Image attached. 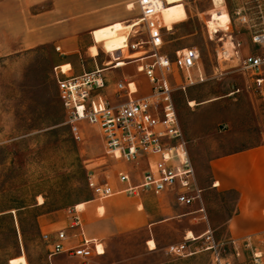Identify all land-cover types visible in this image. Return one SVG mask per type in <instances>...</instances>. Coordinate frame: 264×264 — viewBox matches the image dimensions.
Instances as JSON below:
<instances>
[{
	"label": "rangeland",
	"instance_id": "1",
	"mask_svg": "<svg viewBox=\"0 0 264 264\" xmlns=\"http://www.w3.org/2000/svg\"><path fill=\"white\" fill-rule=\"evenodd\" d=\"M54 1L36 4L34 0H0V264H212V251L206 250L205 238L196 241L192 249L197 253L192 256H171L167 248L184 243L187 227L197 232L210 230L215 242L225 244V223L236 206L234 192H207L203 197L204 220L193 221L192 225L178 222L160 226L154 238H149L145 228L118 233L111 221L105 227L98 225L97 219L107 217L106 202L120 198L123 213L130 211L132 200L124 193L96 200L88 185L89 176L114 187L119 184V173L130 164L105 153L102 136L95 127L83 126V142L73 139L65 125L55 71L71 68L67 75L80 76L113 65L112 54L122 52L120 61L125 65L106 68L103 74L107 79L125 76L135 81L144 74L138 69L141 62L133 61L148 53L146 48L129 50L127 42H143L147 35L139 21L136 0H60L57 5ZM220 2L183 0L167 5L163 15L171 32L165 34L161 52L173 58L178 50L196 48L207 80L185 93L173 94L188 152L190 156L194 152L198 161L197 177L203 173L204 159L214 152L229 154L264 145L261 87L241 68L242 60L257 49L251 42L254 10L243 0H227L223 9L214 6ZM56 6L67 8L63 19L46 18L44 29L72 22L73 6L74 11L85 10L89 31L75 48L64 49L52 43L30 47L25 40L32 33L33 16H55ZM215 11L220 18L225 16L218 24L225 26L219 33H213L208 25ZM199 206L190 208L194 211ZM76 215L88 234L97 235L103 256L86 263L66 255L51 257L42 235L69 230ZM149 239L154 242L148 243ZM261 239L250 241L264 257ZM155 247L157 251L151 252ZM219 249L223 256L232 252L226 245ZM238 259L241 264H250V250Z\"/></svg>",
	"mask_w": 264,
	"mask_h": 264
},
{
	"label": "built area",
	"instance_id": "2",
	"mask_svg": "<svg viewBox=\"0 0 264 264\" xmlns=\"http://www.w3.org/2000/svg\"><path fill=\"white\" fill-rule=\"evenodd\" d=\"M243 1L254 10L251 42L257 49L242 60L241 68L245 73H250L261 87L260 96L264 101V0ZM135 5L140 11L139 21L147 39L135 44L127 42V48H146L144 51L148 54L138 58L141 62L138 69L152 85L150 94L133 98L137 93L136 84L120 80L115 88L119 103H112L104 94L109 82L103 73L114 69L115 65L84 72L80 76L67 75L71 68L65 72L59 67L55 71V79L64 109L65 125L77 143L84 141L85 124L97 128L103 139L105 153L116 160H123L130 165H139L144 160L148 165L153 162L154 169L144 172L137 184H134L130 173H119L118 183L124 185L121 190L115 189L107 181L99 183L90 175L88 185L96 200L123 193L140 197L142 193L159 196L173 192L179 204L192 207L200 199L201 191L195 187L196 173L179 125L173 94L176 91L185 93L193 85L207 81L200 53L194 47L176 51L173 58L162 53L164 35L171 32L163 21L167 1L136 0ZM57 50L60 52V48ZM235 54L238 55L236 47ZM144 60L151 62L144 63ZM74 209L76 214L79 213L77 208ZM42 239L50 249L51 257L66 255L86 263L104 252L100 251L102 245L96 239L87 238L78 215L72 218L69 230L43 234ZM206 240L209 242L207 250L212 251V264H241L238 258L246 250L251 252L250 264H264L262 253L253 247L250 239L227 240L222 245L210 235ZM261 241L264 244V236ZM225 245L232 252L223 256L219 248ZM168 254L186 257L191 252L187 243H183L169 248Z\"/></svg>",
	"mask_w": 264,
	"mask_h": 264
},
{
	"label": "crops",
	"instance_id": "3",
	"mask_svg": "<svg viewBox=\"0 0 264 264\" xmlns=\"http://www.w3.org/2000/svg\"><path fill=\"white\" fill-rule=\"evenodd\" d=\"M34 1L36 4L42 2V0ZM54 2L56 5L62 3L60 0H55ZM76 2L78 3L80 1L77 0ZM225 5H227V0H221L218 5L214 3V6L219 9H223ZM66 11L67 8L63 6H59L58 8L56 6L54 8L55 16L50 15V13L33 16L32 33L25 40V43H29L30 47L52 43L64 49L75 48L79 41L81 42V36L87 34L89 31L88 27L90 24L83 12L85 10L82 12L81 9L74 11L72 6L70 10L74 14L72 22L52 26V29H50L51 27H47L48 30L44 29V23H42L46 18L63 19ZM139 62V59L133 61V63L137 64ZM107 80L109 85L104 90V94L112 103H119L116 100L115 88L116 83L120 80H125L127 83L134 82L136 84L137 93L133 96L136 99L149 95L152 89L151 83L142 75L136 78L135 81L132 78H125V76L119 80H115L112 77ZM189 158L193 169L195 170L196 167L198 170V161L196 160L194 152L191 153V156L189 154ZM204 163L205 165L200 169L203 173L199 174L198 177L197 171L195 170V187L201 191L200 199L195 201L193 205V207L200 205L196 210L192 211L191 208L193 207L190 208L179 204L177 196L173 192L162 193L159 196L152 193H142L140 197L130 198L132 200L130 202L132 207L128 212H120L119 205L123 201L120 198L106 202L104 208H106L107 217L105 219H97L98 225L105 227L111 221L118 233L145 228L150 232L151 237L149 238H154V231L160 228V226L178 222H186L192 225L191 222L193 221H197L198 223L204 220L206 217L203 213H206V207L203 205V197L207 192H234L237 196L235 210L225 223L228 240L235 239L241 241L244 239L263 237L264 145L248 147V149L230 152L229 154L214 152L204 159ZM153 169V162L148 165L144 160L139 165H130L124 171L130 173L134 184H137L144 172L148 170L152 171ZM114 188L121 190L124 188V185L115 184ZM119 195L123 194H117L115 196ZM85 231L87 238H91L90 236H92L94 238L91 239L97 240L95 233L90 232V235L88 234L87 227H85ZM210 233V230L206 229L199 232L195 231L192 227L184 229V243H187L188 250L191 252L189 256L197 253V251H193L192 249L197 240L205 238L204 245L209 246L206 238L208 235H211ZM195 234L198 235L195 237ZM190 236L192 237L189 238ZM153 242V239L148 240V243ZM169 248H167V253ZM150 251H157V247L150 248Z\"/></svg>",
	"mask_w": 264,
	"mask_h": 264
},
{
	"label": "bare ground",
	"instance_id": "4",
	"mask_svg": "<svg viewBox=\"0 0 264 264\" xmlns=\"http://www.w3.org/2000/svg\"><path fill=\"white\" fill-rule=\"evenodd\" d=\"M167 1V5H172V4H175V3H178V2H181V1H183V0H166ZM132 4H129L128 5V8H132ZM166 10H167V8L165 7V10H164V12H163V15H164V13L166 12ZM210 14V13H209ZM212 14V13H211ZM221 17V15H220V13H218V12H213V14H212V16H211V18H210V20L208 21V25L210 26H213V27H211L210 26V28H211V30L213 31V33H219L220 31H219V29H221V28H224L225 26H219L218 24H221V22H222V20L224 19V17L225 16H223L222 18H220ZM112 57H113V59H114V61H112L113 62V65H115V67H114V69H116V67H118V68H120V66H124L125 64H124V62H122V61H120L121 59H123V54H122V52H119V53H117V54H112ZM120 61V63H118ZM116 63H118V65L116 66ZM69 65H66V66H64L63 68L64 69H66V67H68ZM111 66V65H110ZM79 207H82V205H79ZM77 208H78V206H77ZM190 238H191V236H190ZM102 249V248H101ZM100 249V251L102 252V250ZM104 252H102V254H103Z\"/></svg>",
	"mask_w": 264,
	"mask_h": 264
}]
</instances>
